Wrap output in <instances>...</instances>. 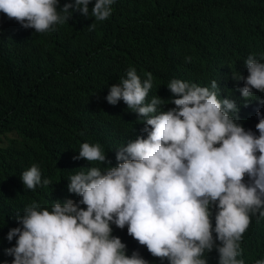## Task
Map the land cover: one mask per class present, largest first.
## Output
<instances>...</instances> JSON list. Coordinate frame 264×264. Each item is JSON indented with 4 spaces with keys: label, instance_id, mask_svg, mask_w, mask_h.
<instances>
[{
    "label": "clouds",
    "instance_id": "clouds-1",
    "mask_svg": "<svg viewBox=\"0 0 264 264\" xmlns=\"http://www.w3.org/2000/svg\"><path fill=\"white\" fill-rule=\"evenodd\" d=\"M114 2L95 0L89 30L110 18ZM91 3L74 0L59 7L60 0H0V13L24 29L46 33L74 11L90 17ZM244 63L248 75L232 78L244 81L239 91L248 100L253 90L264 93V62L250 54ZM145 75L142 81L130 67L106 97L113 106L122 100L143 120L142 134L116 149V166L99 142L82 143L73 160L105 167L68 177L67 190L79 200H55L50 208L33 201L17 215L19 226L7 234L9 242L16 239L6 249L11 264H150L138 250L127 254L112 225L127 227L129 236L167 264H208L213 250L218 264H246L244 234L253 217L264 219V114L257 112L256 132L246 130L236 101L220 98L216 80L207 87L174 78L167 84L171 99L153 96L147 102L154 81L151 72ZM166 104L175 107L164 110ZM20 179L32 191L52 184L38 164Z\"/></svg>",
    "mask_w": 264,
    "mask_h": 264
},
{
    "label": "trees",
    "instance_id": "trees-1",
    "mask_svg": "<svg viewBox=\"0 0 264 264\" xmlns=\"http://www.w3.org/2000/svg\"><path fill=\"white\" fill-rule=\"evenodd\" d=\"M69 2L74 0H60L59 7ZM94 3L90 17L74 11L46 33L24 29L0 13V264L13 260L6 249L16 239L9 242L7 234L19 226L17 215L26 206L79 200L67 190L68 177L105 167L73 160L82 143L99 142L116 166V149L142 134L137 114L122 100L115 106L106 100L110 86L127 78L130 67L142 81L147 72L153 75L147 102L153 96L171 99L167 84L174 78L207 87L216 80L220 98L236 101L246 130L256 132L257 112L264 114L259 102L264 93L253 90L245 100L239 91L244 81L232 78L248 75L244 62L250 54L264 62V0H115L110 18L89 30ZM32 164L51 185L24 188L20 176ZM112 227L129 256L138 250L150 264H167L129 236L127 227ZM241 247L246 264L264 259V219L252 218ZM207 259L218 264V253L213 250Z\"/></svg>",
    "mask_w": 264,
    "mask_h": 264
}]
</instances>
